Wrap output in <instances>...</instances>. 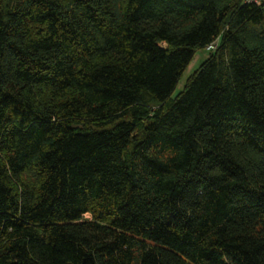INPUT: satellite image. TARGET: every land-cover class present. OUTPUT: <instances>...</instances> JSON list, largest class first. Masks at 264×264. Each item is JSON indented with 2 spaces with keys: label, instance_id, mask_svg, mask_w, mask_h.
Listing matches in <instances>:
<instances>
[{
  "label": "trees",
  "instance_id": "16d2710c",
  "mask_svg": "<svg viewBox=\"0 0 264 264\" xmlns=\"http://www.w3.org/2000/svg\"><path fill=\"white\" fill-rule=\"evenodd\" d=\"M0 264H264V4L0 0Z\"/></svg>",
  "mask_w": 264,
  "mask_h": 264
},
{
  "label": "rangeland",
  "instance_id": "374dc122",
  "mask_svg": "<svg viewBox=\"0 0 264 264\" xmlns=\"http://www.w3.org/2000/svg\"><path fill=\"white\" fill-rule=\"evenodd\" d=\"M209 53L210 50L206 48H200L195 52L191 62L184 70L172 96H175L178 92H180L184 88L189 76H191L200 67L202 62L209 56Z\"/></svg>",
  "mask_w": 264,
  "mask_h": 264
},
{
  "label": "built area",
  "instance_id": "2783aa9c",
  "mask_svg": "<svg viewBox=\"0 0 264 264\" xmlns=\"http://www.w3.org/2000/svg\"><path fill=\"white\" fill-rule=\"evenodd\" d=\"M247 1H248V2L256 3V4H258V5H260V4H264V0H247ZM215 48H216V43L214 42V43L208 45L206 49H208V50H212V49H215Z\"/></svg>",
  "mask_w": 264,
  "mask_h": 264
}]
</instances>
